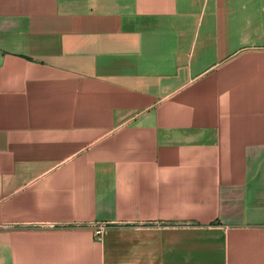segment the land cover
<instances>
[{
  "label": "crops",
  "instance_id": "1",
  "mask_svg": "<svg viewBox=\"0 0 264 264\" xmlns=\"http://www.w3.org/2000/svg\"><path fill=\"white\" fill-rule=\"evenodd\" d=\"M0 223V264H264V0H0Z\"/></svg>",
  "mask_w": 264,
  "mask_h": 264
},
{
  "label": "built area",
  "instance_id": "2",
  "mask_svg": "<svg viewBox=\"0 0 264 264\" xmlns=\"http://www.w3.org/2000/svg\"><path fill=\"white\" fill-rule=\"evenodd\" d=\"M8 227L9 226L0 223V229H5ZM107 228H108V224L102 222L96 223L94 226H92V229L97 237L102 236V234L105 232Z\"/></svg>",
  "mask_w": 264,
  "mask_h": 264
}]
</instances>
